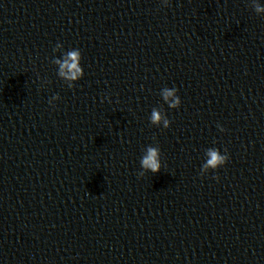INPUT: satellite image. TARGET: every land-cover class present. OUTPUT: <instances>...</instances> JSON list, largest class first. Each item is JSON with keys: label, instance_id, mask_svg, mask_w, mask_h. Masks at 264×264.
Returning <instances> with one entry per match:
<instances>
[{"label": "clouds", "instance_id": "obj_1", "mask_svg": "<svg viewBox=\"0 0 264 264\" xmlns=\"http://www.w3.org/2000/svg\"><path fill=\"white\" fill-rule=\"evenodd\" d=\"M165 6L168 5V0H163ZM251 6L254 11L259 14H264V6L257 2V0H251ZM63 48L62 44L57 43L53 49L54 52L60 51ZM81 51L79 49H71L63 53L62 58H53L52 63L58 67L57 75L63 81H67L68 88H74L75 83L80 80L84 75V70L81 67ZM178 89L165 87L161 90V97L165 104L171 109H178L181 105V99L177 94ZM60 97L54 95L50 100L49 104L53 101L58 100ZM150 123L154 126H162L167 129L171 125V121L167 118V115L160 108H153L150 114ZM221 132L224 128L218 125ZM225 154H221L220 150L217 148H208L205 155L208 157L206 162L201 167V175L203 173L211 170H216L219 167L225 165L229 160L227 155V149L224 150ZM140 165L143 169L139 175L143 176L145 172L158 173L162 168L161 163V151L159 146L149 145L144 150V155L140 159ZM218 179V177H213Z\"/></svg>", "mask_w": 264, "mask_h": 264}]
</instances>
